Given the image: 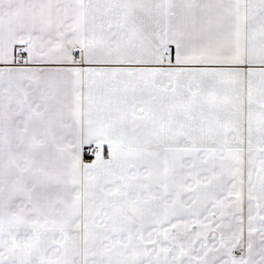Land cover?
<instances>
[{"label":"snow or ice","instance_id":"1","mask_svg":"<svg viewBox=\"0 0 264 264\" xmlns=\"http://www.w3.org/2000/svg\"><path fill=\"white\" fill-rule=\"evenodd\" d=\"M0 264H264V0H0Z\"/></svg>","mask_w":264,"mask_h":264}]
</instances>
